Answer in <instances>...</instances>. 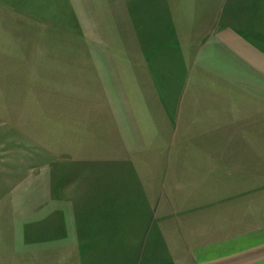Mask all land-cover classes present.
<instances>
[{
    "label": "rangeland",
    "instance_id": "rangeland-1",
    "mask_svg": "<svg viewBox=\"0 0 264 264\" xmlns=\"http://www.w3.org/2000/svg\"><path fill=\"white\" fill-rule=\"evenodd\" d=\"M127 5L0 0V264H112L102 224L118 231V264H142L145 217L140 205L130 233L133 185L131 196L117 188L128 186L126 170L137 175L139 201L155 194L157 166L172 158L168 142L153 139L174 124L158 94L132 86L126 37L116 32ZM114 193L116 215L100 220L101 197Z\"/></svg>",
    "mask_w": 264,
    "mask_h": 264
},
{
    "label": "crops",
    "instance_id": "crops-1",
    "mask_svg": "<svg viewBox=\"0 0 264 264\" xmlns=\"http://www.w3.org/2000/svg\"><path fill=\"white\" fill-rule=\"evenodd\" d=\"M119 9L132 86L158 94L174 124L153 139L168 142L172 158L157 166L155 194L139 201L126 170L129 187L117 188L131 196L133 185L130 233L140 205L145 217L142 264H264V0H128ZM115 194L101 197L100 220L116 215ZM102 225L118 264V231Z\"/></svg>",
    "mask_w": 264,
    "mask_h": 264
}]
</instances>
